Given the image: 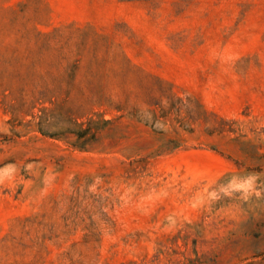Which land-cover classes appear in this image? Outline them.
Here are the masks:
<instances>
[{"label":"rangeland","instance_id":"1","mask_svg":"<svg viewBox=\"0 0 264 264\" xmlns=\"http://www.w3.org/2000/svg\"><path fill=\"white\" fill-rule=\"evenodd\" d=\"M0 264H264V0H0Z\"/></svg>","mask_w":264,"mask_h":264},{"label":"trees","instance_id":"2","mask_svg":"<svg viewBox=\"0 0 264 264\" xmlns=\"http://www.w3.org/2000/svg\"><path fill=\"white\" fill-rule=\"evenodd\" d=\"M80 137V136H79Z\"/></svg>","mask_w":264,"mask_h":264}]
</instances>
